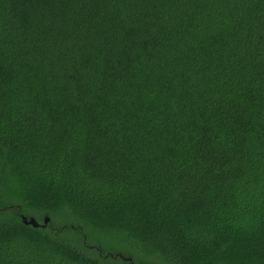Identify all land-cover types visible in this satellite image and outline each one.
I'll return each instance as SVG.
<instances>
[{
  "label": "trees",
  "instance_id": "1",
  "mask_svg": "<svg viewBox=\"0 0 264 264\" xmlns=\"http://www.w3.org/2000/svg\"><path fill=\"white\" fill-rule=\"evenodd\" d=\"M144 263L264 264V0H0V264Z\"/></svg>",
  "mask_w": 264,
  "mask_h": 264
},
{
  "label": "water",
  "instance_id": "2",
  "mask_svg": "<svg viewBox=\"0 0 264 264\" xmlns=\"http://www.w3.org/2000/svg\"><path fill=\"white\" fill-rule=\"evenodd\" d=\"M22 220H23V223L24 224H26V225H32L35 228H38L40 226L49 225L51 218L49 216H45L44 222L42 224L40 222H38L34 217L28 218V217L24 216L22 218ZM144 264H146V263H144Z\"/></svg>",
  "mask_w": 264,
  "mask_h": 264
},
{
  "label": "flooded vegetation",
  "instance_id": "3",
  "mask_svg": "<svg viewBox=\"0 0 264 264\" xmlns=\"http://www.w3.org/2000/svg\"><path fill=\"white\" fill-rule=\"evenodd\" d=\"M127 260H129V259H127ZM130 261V260H129Z\"/></svg>",
  "mask_w": 264,
  "mask_h": 264
}]
</instances>
